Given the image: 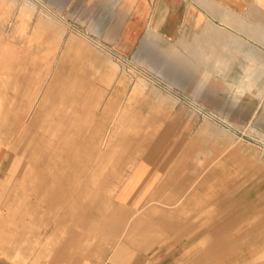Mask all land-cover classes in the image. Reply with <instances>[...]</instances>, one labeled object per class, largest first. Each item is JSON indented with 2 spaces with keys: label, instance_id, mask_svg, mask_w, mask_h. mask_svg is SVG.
Wrapping results in <instances>:
<instances>
[{
  "label": "rangeland",
  "instance_id": "rangeland-1",
  "mask_svg": "<svg viewBox=\"0 0 264 264\" xmlns=\"http://www.w3.org/2000/svg\"><path fill=\"white\" fill-rule=\"evenodd\" d=\"M104 11L0 0V247L13 264H264V95L196 71L192 41L118 51ZM138 161L161 167L159 198L118 200Z\"/></svg>",
  "mask_w": 264,
  "mask_h": 264
},
{
  "label": "crops",
  "instance_id": "crops-1",
  "mask_svg": "<svg viewBox=\"0 0 264 264\" xmlns=\"http://www.w3.org/2000/svg\"><path fill=\"white\" fill-rule=\"evenodd\" d=\"M90 2L92 7L105 10L102 13L104 23L117 26L114 40L118 42V51L132 53L144 39L154 37L165 46L176 42L181 46V41H192L194 47L183 50L179 47V52L180 56H190L198 62L194 61L196 71L205 73V77L211 81H225L232 87L234 96L243 99L254 97L250 90L243 96L234 93L237 84L238 86L242 84L244 92L247 89H254L258 91V97L264 95V0H90ZM222 10L224 12L221 13V22L219 17ZM222 23L226 28L220 26ZM199 36L200 41L197 43ZM58 38L62 40L61 33ZM107 64L109 67L106 75L112 82L118 71L115 66L119 65L116 63L113 66L109 62ZM95 74L97 72H94ZM145 86L143 81H139L133 92L143 95ZM131 169L123 183L127 186L117 193L118 200L158 199L159 196L154 195L160 194L159 186L163 178L161 167L149 161H138ZM143 188H147V192L142 193ZM12 255L11 250L0 247V264H13ZM77 264L101 263L93 258ZM103 264L112 263L107 260Z\"/></svg>",
  "mask_w": 264,
  "mask_h": 264
},
{
  "label": "bare ground",
  "instance_id": "bare-ground-1",
  "mask_svg": "<svg viewBox=\"0 0 264 264\" xmlns=\"http://www.w3.org/2000/svg\"><path fill=\"white\" fill-rule=\"evenodd\" d=\"M45 25V23L43 22V20L41 19L36 25H35V27L33 28V33L35 34V35H37V34H39L41 31H42V28H43V26ZM52 53V52H51ZM247 58H248V56H247ZM241 74H240V78H241ZM242 85V84H241ZM238 86V84L235 86V89L237 90V92H241V93H243V88H242V86ZM100 153V152H99Z\"/></svg>",
  "mask_w": 264,
  "mask_h": 264
}]
</instances>
